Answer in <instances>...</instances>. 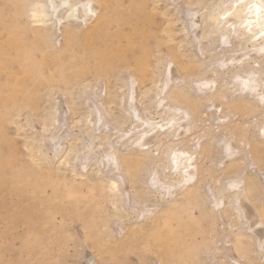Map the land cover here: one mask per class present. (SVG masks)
<instances>
[{"label": "bare ground", "instance_id": "obj_1", "mask_svg": "<svg viewBox=\"0 0 264 264\" xmlns=\"http://www.w3.org/2000/svg\"><path fill=\"white\" fill-rule=\"evenodd\" d=\"M145 1L127 0L123 3V0H32L26 11L29 22L18 26L15 25V27L12 20L6 21L0 15V25L7 31L5 44H0V49H6L0 55V75H4L5 77L3 85H0V96L3 98H14L23 94L27 97H35L36 90L34 88L38 84L40 85L41 80H48L47 82L50 84H65L68 80L65 73L71 71V69L81 76L87 69L91 70L94 68L98 74L102 72L107 76L108 73L115 71L119 65H132L139 77L143 78L149 66L146 46L149 36L152 35L151 25L153 19L151 10L149 9L151 7H148ZM243 2L245 4H259L260 0H243ZM10 3L13 8L12 16L16 17L13 0H10ZM238 3L239 0H198L195 7H187L182 12L183 15H177L180 18L179 20H181L180 30L184 33V37L189 38V42L194 48L206 50L209 53V57L206 58L207 60L209 59L207 63L201 62L199 64L200 61H195L194 65L198 63L197 73L202 75L201 77H198L196 73L198 78L194 74L195 78L190 79L189 82L186 80L187 77L185 79L182 78V81H180L181 78L177 77L179 80L174 82L171 72L169 70L165 71V74H161L162 77L159 79L156 77L151 78L150 85L152 84L153 87L150 86L151 88L145 90L141 88L143 90H141L142 94H139L140 91L137 92L142 96L140 99H137L139 96H136V100H139V102L133 101L135 96H133L132 87L129 85L130 80L126 79V77L121 79L118 94L115 93L116 96L114 94L107 97L106 93L104 96H101L97 90H94L93 86L89 91L82 92L86 111L84 116L79 114L83 118H81L82 125H80L79 134L75 136L77 142L72 136L63 135L64 132L69 134L72 129L69 128L68 123L63 124L61 112L58 113L55 104L52 106L50 114L49 123L51 128H44L46 131H50L47 135L48 146L50 145V147L47 149L54 152L59 163L68 164V168H71V171L76 170L74 169L77 167L76 165L80 164L82 166L86 164L90 165V168L91 166L94 167L93 165L97 166L93 171L97 170L99 172V168H102L106 169L109 174L112 173L111 177L108 175L110 177L108 179L102 175L107 181L102 180L101 182L107 183L108 200L112 203L111 206H113V211L118 218L123 219L132 214L136 218L143 216L147 219V221H145L146 219L144 220L145 222L143 221L144 223L140 224V222V225L137 224L138 227H134L129 233L122 235L120 244L124 246L132 245L134 240L141 236L145 245L159 250L161 257L173 262L169 264L189 263L192 252L188 243L183 239L193 231H196L199 224L198 220L190 214V208L198 207L197 204L202 201L199 196L198 167L195 157L198 151L197 148L191 147L189 149V147L185 146L186 135L191 132L195 123L198 122L194 119L195 107L201 105L202 101L208 96L206 94L210 93L213 89V93L209 94L210 96H219V94L224 96L228 93L232 97L229 98L228 105L242 108L249 112L255 109L257 112L259 109L264 115V104L259 99L260 95H264V52H261V49L264 48V37L260 35V29L256 24H253L251 29L247 26L246 21L248 20V16L246 15V8L241 9L236 7L233 9L232 5ZM65 4L71 5V7L65 8ZM86 4L92 6L91 12L94 14H88L87 9L84 7H77V5ZM225 6H227V11L233 13L226 20L221 19L224 16ZM34 11L38 16L42 14V22L33 21L32 13ZM195 13L198 15L199 20L193 19ZM252 19L255 20L254 15ZM72 23H82L81 32L78 34L75 31L76 33L73 36L66 34L63 44L55 51L48 48L43 53L39 49L41 50V56L37 62L32 63V57L27 56L26 53L32 52L34 48H42L44 46L43 41L48 40V37L51 36V28H55L62 34L65 30L72 29ZM28 25L32 26V29H29ZM28 32L30 33L27 37ZM24 36L28 39H24ZM219 49H221V52H217ZM219 54L221 56H217ZM247 56L248 58H246ZM74 57L76 60H80L79 63L74 62ZM54 60L57 61L52 63ZM43 63L49 66V76H38V68ZM225 63L227 66L224 67ZM194 65L191 66L195 68ZM125 66L123 67L125 68ZM188 66L189 64L186 68L185 65L186 71L189 69ZM207 72L211 74L210 78L203 77V74H201ZM190 75L192 76V74H189V78ZM134 76H130L134 80L133 82L136 81ZM245 80H251L252 83L246 87L243 83ZM116 82L114 81V83ZM25 85L28 89H25ZM50 86H48L49 89L51 88ZM252 87L256 88V92L251 90ZM62 90L64 91L65 89ZM115 91L117 92L116 89ZM197 92H201V94H196ZM224 97L222 98L224 99ZM144 99L146 103L139 106ZM112 102L116 105L115 112L110 107ZM217 114L220 115L221 113ZM153 115H157L160 120L155 121ZM208 118L214 122L216 119L215 113L213 112L212 116ZM211 121L209 122L210 124ZM200 123L202 125V121ZM217 125L216 127H219ZM252 127L258 128L259 134H264L262 133L264 121L260 122L258 127L255 125ZM212 128H210V125L208 126V130ZM201 134L199 135L202 137L205 133ZM163 137H166L170 141L169 145L165 147L160 144ZM226 138L222 134H218L215 140L219 145L222 157L228 159L226 165L221 168L227 175L223 176L224 178L220 182L218 179V182L216 181L217 184L210 187L211 189L209 188L211 190L209 200L213 205H218L222 201L227 202V204L224 203L223 208H231L237 217H239L243 206L240 203L239 205L237 204V199L246 188L243 179L247 177L245 174L242 175L240 171L246 167H243L244 165L240 163L238 158L232 157L234 151L230 145V139ZM72 139L76 142L75 144H73ZM243 139L239 141L241 144ZM197 140V138L196 140L194 139L193 145L196 144ZM64 141L65 143L68 142V145L65 147ZM30 147L28 149L29 152L32 151H30ZM35 148L37 147L35 146ZM247 151L249 158L246 154H243L247 157H244V159H250L258 169L264 166V142H255L248 146ZM31 156L29 157L33 158ZM219 161H221V158H219ZM5 162L9 163L8 160ZM80 168L78 169L80 170ZM118 169L122 172L117 171ZM125 170L131 177L140 174L142 176V172L144 174V170L146 171L142 184L140 183L138 186L133 187L135 185L132 182L133 180H129L132 191L129 188L124 189L119 184ZM138 181L140 182V180ZM101 182L100 184H102ZM213 182L215 183V181ZM233 182L238 183L239 187H230L229 185ZM46 186L53 189L52 195H59L56 199H53L56 205L65 209V206L68 204L63 200L65 188H62L60 183H54L48 174H46V177L40 175L20 177L15 186L12 187L13 190H11L15 192V196L22 195L15 204L17 202H20L22 206V202L27 204L25 199H20L25 196L23 194L32 189V199L29 197L32 203L27 205L26 208L34 206L33 204L40 200V197H45L43 190ZM8 194L9 196L12 195V193ZM168 194L173 196V199L165 200V196ZM205 194L203 193V195ZM153 195L157 198L154 202L158 200L159 202L165 201L168 205L164 206L163 209H158L156 213L151 210L149 218V206L151 205L147 204V202L154 197ZM88 196L82 198L84 202L76 200L73 204L78 205L83 202V205H85L86 203H92L93 200L97 204L92 196ZM3 198L0 199L1 202ZM15 204L14 210H17V212L23 210L18 204ZM26 210L22 212V221L25 223L28 233L32 234L35 232L33 227L36 222L28 218L29 213ZM259 215L261 217L259 219L248 216V227L258 228L260 223L264 225V206H261ZM241 222L238 225L240 227ZM93 223L94 220L90 219L84 222V225L89 229L90 226L88 228V225ZM102 223L104 222L102 221ZM108 223L106 221L100 227H107ZM238 230L241 231L243 229ZM108 236L110 237L107 233L104 237L108 238ZM106 241L111 242L112 240L107 239ZM108 251L112 254L114 252L110 248Z\"/></svg>", "mask_w": 264, "mask_h": 264}, {"label": "rangeland", "instance_id": "obj_2", "mask_svg": "<svg viewBox=\"0 0 264 264\" xmlns=\"http://www.w3.org/2000/svg\"><path fill=\"white\" fill-rule=\"evenodd\" d=\"M31 1L32 0H28V2L27 0H13L16 16L14 17L12 16L13 8L10 0H0V15L6 21L12 20L14 27L15 25L27 24L29 20L26 11L28 10ZM125 1L127 0H123V3H125ZM197 3L198 0L145 1V4L148 7H151L149 9L151 10L153 19L151 25L152 35L149 36L146 46V55L148 54L147 62L149 63V66L143 78L139 77L132 65H119L115 71L108 73L107 76L102 72L98 74L94 68L91 70L87 69V71L81 76L75 70L71 69V71L65 73V76L68 78L65 84H50L47 82L48 80H41L40 85L38 84L39 86L37 85L36 88H34L36 90L35 97H27L23 94L14 98H3L0 96V199L4 197L2 199L3 201H0V264L173 263L161 257L159 250H155L153 247L145 245L141 236L134 240L132 245L124 246L123 244H120L122 235L129 233L131 229L138 227L137 224L140 222V224H142L147 221V219L143 216L136 218L132 214L123 219L118 218L113 211V206H111L112 203L108 200L107 183L104 184V182H101L102 180L105 181L108 179V175L111 177L112 173L109 174L106 169L104 170L102 168H99V172H97V170L93 171L97 166L93 165L94 167L91 166L90 168V165L86 164L82 166L80 164L76 165L77 167L75 166L76 168H74L76 170L71 171V168H68V164L65 165L62 162L59 163L54 152L47 149L50 147V145L48 146L49 142L47 138L50 131H46L45 129L51 128L49 123L50 114L52 112V106L55 104L58 113L61 112L63 124L68 123L69 128L72 129L69 134L64 132L63 135H69V137L72 136L75 140V136L79 134L80 125H82L81 118H83L86 111V105L83 102V93L89 91L93 86L94 90H97L101 96H104L106 93L107 97H109L115 93L118 94L121 79L126 77V79L130 80L129 85L132 87L133 96H135L133 101L139 102V100H136V96H139L137 99L142 98V96L139 95L142 94V89L145 90L151 88L150 86L153 87L152 84L150 85L151 78L156 77L159 79L162 77L163 73L165 74V71L167 72L169 70L171 72L172 80L174 78V82L180 78V81H182V78L185 79L187 77L186 80L188 82L190 79L195 78L194 74L196 76L199 67L198 63H196L197 65H194L195 61H200L199 64L201 62L207 63L209 59L207 60L206 58L209 57V53L206 50L194 48V46L190 44L189 38L184 37V33L180 30L181 20H179L180 18L177 17V15H183L182 12L187 9V7H195ZM193 19L199 20L196 13L193 16ZM71 27L72 29L68 31L65 30L62 34L55 28H51L50 34L53 36L48 37V40H46L47 42L43 41L44 46L42 48H34L32 52L30 51L26 53L27 56L32 57V63L38 61L41 56V50L43 53H45V49L48 48L52 51L57 50V48L63 44L65 39L64 36L66 34L73 36L76 33L75 31L79 34L82 30V23H72ZM29 29H32V26H29ZM6 33L7 31L0 25V44H5ZM29 33L30 32H28L27 37L29 36ZM25 36L24 39H28ZM3 51H6V49H0V55L3 54ZM217 52H221V49L217 50ZM236 55H238V53H236ZM217 56H221V54ZM246 58H248V56ZM56 61L57 60H54L52 63H55ZM79 61L80 60H76L74 57V62L79 63ZM188 64L189 69L186 71L185 65L187 68ZM191 65H194L195 68ZM123 66H125V68ZM225 66H227L226 63L224 67ZM38 70V76L40 77H46L50 74L49 66L44 63L39 66ZM189 74H192V76L190 75V78L188 77ZM201 74H203V77L210 78L211 76L209 72ZM199 75L200 74L197 73L198 77L202 76ZM130 76H134L136 81L133 82L134 80H132ZM197 76L196 78H198ZM4 79V75H0V85H3ZM114 81L117 82L114 83ZM53 85L55 86L53 87ZM48 86L51 88L49 89ZM81 87H83L82 90ZM25 89H28V87L26 86ZM62 89H65L66 91H63ZM137 92H139V94ZM212 93L213 89L210 93L206 94L208 96L202 101L201 105L195 107L194 119L198 122L195 123L196 127L194 126L185 138V146L189 147V149L191 147L194 149L197 148L198 151L195 157L198 167L197 178L199 196L202 199V201L197 204L198 207L190 208L191 216L198 220V229L183 239L188 243L192 252L188 264H264V225L260 223L258 228L248 227V216L258 219L261 218L259 211L261 206H264V166H261L260 169H258L250 159H246V156H248V146L255 142H264V134H259L258 128L252 127L253 125L258 127L260 122L264 121V115L258 108L257 112L255 111L256 109L249 112L242 108H235L228 105L230 101L229 98L231 97L228 93L224 95L225 97L222 94L212 97L210 96ZM69 94H72L73 96L70 95V97ZM196 94L200 95L201 92H197ZM221 96L224 97V99ZM138 102L137 104H139ZM144 103H146L145 99L142 100V103H140L139 106ZM115 106L116 105L113 102L110 104L113 112L116 111ZM213 112L216 116V119L214 120L215 123L208 118L209 116H212ZM217 113L221 114L218 115ZM79 114H82L83 116H79ZM153 117L155 121L160 120L157 115H153ZM201 121L202 125L200 123ZM210 121L211 124L209 123ZM217 124L219 127H216ZM209 125L210 128L213 127L210 130H208ZM72 126L73 128H71ZM181 131L184 132L183 129H181ZM202 131L205 134H203ZM207 131L209 132L206 134ZM199 134H201L202 137ZM218 134H222L225 138L227 137L226 139L228 140L230 139L229 142L234 151L232 157L238 158L240 163L244 165L243 167H246L245 169L243 168L244 170L241 169L240 171L242 175L245 174L247 177L243 179L246 188L240 193L239 198L237 199V204L239 205L240 203L243 206L240 214L241 216L239 215V217H237L236 213L231 208H223L224 203L227 204V202L222 201L218 205H213L209 200L211 193L210 187L217 184L218 179L220 182L227 175L221 170V168L228 162V159L223 158L220 154L219 145L215 140ZM242 137H245V139ZM196 138L198 140L196 141V144L193 145L194 139L196 140ZM240 139H243L242 144L239 142ZM74 140L72 141L73 144L77 142ZM191 142L193 143L191 144ZM67 143L68 142L65 143L64 141V147L68 145ZM169 143L170 141L166 137L161 138L160 144L163 147L169 145ZM29 146H31V152L28 150ZM35 146L38 149L35 148ZM33 148H35V150H33ZM36 149L38 150V153ZM243 154H246V156ZM29 156L33 158H30ZM244 157L246 158L244 159ZM219 158H221V161H219ZM6 160H8L9 163L5 162ZM56 161L57 163H55ZM78 168H80V170ZM117 171L122 172L119 169ZM144 172V174L142 172V176L141 174L136 175L135 178L129 176V173L125 170L119 184L124 189L129 188L130 191H132L130 181L133 180L132 182L135 184L133 187L138 186L140 183L142 184L143 178L146 176V171L144 170ZM97 173L101 174L98 175ZM46 174L52 178L54 183H60L61 187L65 188L63 200L68 203L65 206V209L56 205V202H54L53 199H56L59 195H52L53 189L46 186L43 190L45 197H40V200L33 204L34 206L26 208L27 205L32 203L30 202V198L32 199L33 192L32 189H29L27 193L23 194L25 196L20 199H25L27 204L22 201L23 206L20 202L16 203L23 210H19V213L17 210H14L15 202L18 201V198L22 195L15 196V192L11 190H13L12 187L15 186L20 177H33L34 175L46 177ZM102 175H104L106 179L103 178ZM61 177L62 179H60ZM138 180H140V182ZM213 181H215V183ZM100 182L102 184H100ZM97 186L99 187L97 188ZM8 193H12V195L9 196ZM203 193H206V197ZM88 195L92 196L97 204L93 200L92 203H86L83 205L84 200L82 198L87 197ZM168 195L165 196V200L173 199V196ZM156 199L157 198L154 196L147 202V204L151 205L149 206L150 212L148 213V216L151 214V210L156 213L158 209H163L164 206L168 205V203L161 200V202H159V200L154 202ZM76 200H82L83 202L78 205L73 204ZM157 202L159 203L158 206ZM24 205L25 209H27L26 211L29 213L28 218L36 222L33 227L35 232L32 234L28 233L25 223L22 221V212L25 210ZM90 219H93L94 223L88 225V228L89 226L90 228L87 229L84 222H87ZM102 221L104 223H106V221L109 222L107 227H100L104 224H101ZM240 222L241 227L238 226L240 225ZM237 228H242L243 230L240 231ZM107 233L110 235L108 238L104 237ZM105 238L112 241L108 242ZM109 248L114 251L113 254L108 251Z\"/></svg>", "mask_w": 264, "mask_h": 264}, {"label": "snow or ice", "instance_id": "obj_3", "mask_svg": "<svg viewBox=\"0 0 264 264\" xmlns=\"http://www.w3.org/2000/svg\"><path fill=\"white\" fill-rule=\"evenodd\" d=\"M39 7V6H38ZM65 8L71 7V5L65 4L64 5ZM77 7H84L85 9H87L88 14H94L91 12V5L90 4H86V5H77ZM233 9H235L236 7H239L241 9L246 8L247 9V13L246 15L248 16V20L246 21L247 26L249 27V29H251V26L253 24H256L259 29H260V35L262 37H264V0H260L259 4L256 3H249V4H245L243 2V0H239V3L236 5H232ZM233 13L227 11V6H225V11H224V16L221 17V19H225L229 16H231ZM255 16V20L252 19V16ZM32 18L34 22H42L43 16L41 15H37V13L34 11L32 13ZM261 52H264V48L261 49ZM239 79V77H238ZM244 85L247 87L249 86L252 81L251 80H245L243 81ZM251 90L253 92H256V88L252 87ZM260 102L262 104H264V95H260L259 97ZM262 133H264V130H262ZM232 188H238L239 185L236 182H233L229 185Z\"/></svg>", "mask_w": 264, "mask_h": 264}]
</instances>
